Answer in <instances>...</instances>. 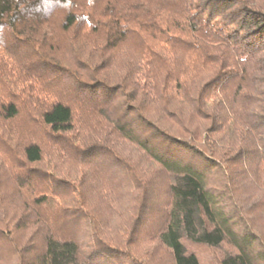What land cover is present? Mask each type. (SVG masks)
Wrapping results in <instances>:
<instances>
[{
    "label": "trees",
    "instance_id": "16d2710c",
    "mask_svg": "<svg viewBox=\"0 0 264 264\" xmlns=\"http://www.w3.org/2000/svg\"><path fill=\"white\" fill-rule=\"evenodd\" d=\"M39 3L0 0V264H142L129 241L162 180L151 238L172 264H264V0ZM70 223L109 248L86 254Z\"/></svg>",
    "mask_w": 264,
    "mask_h": 264
},
{
    "label": "rangeland",
    "instance_id": "374dc122",
    "mask_svg": "<svg viewBox=\"0 0 264 264\" xmlns=\"http://www.w3.org/2000/svg\"><path fill=\"white\" fill-rule=\"evenodd\" d=\"M34 28L35 27H33L32 29V27H30L28 29L33 32L37 29V27L35 29ZM35 35L36 34H34L33 36ZM8 37H9V40L12 39L11 44L7 46L10 52H12V56L19 57L21 53L22 55L34 53L33 51L34 49H32V47L29 44H25L23 43V41H19L12 35H8ZM30 39L31 38H29L28 40ZM29 61L30 59L26 63L24 61H21V62H16V61L10 62L9 61V63L11 64L10 66H12L15 70H19L20 72H24L25 74H27V72L32 71L30 70V68L35 69V65H29L30 64ZM6 90H7L6 86H4V84H0V94H4L5 96H7L8 93L5 94V92H7ZM23 121L25 120L23 119L22 123ZM11 128H12L11 132L14 131L15 133L16 132L20 133V130L23 129L22 125H18L17 123L11 126ZM112 168H113V171H112L113 172L112 175H113L114 172H116V166L112 165ZM152 189L153 191L147 203L148 204L147 207H144L145 208L144 210H140V212L137 213L138 217L136 219L135 230L138 229V231L135 236L132 235V237L130 238L129 242L130 244L132 243V245L129 247L130 255L132 258L142 261V264L143 263L144 264H172L170 254L164 249L158 248L156 244L153 242V238H151V236L155 234L156 232H158L161 226L163 225L164 216H165L164 210L169 200V197L167 195L166 182L163 180L160 183L157 182ZM93 191L94 190L92 188L87 187L86 192L84 193L86 197L88 198L90 207L92 208L91 210L93 211V214H95V217L97 218V222H99L98 224H100V227H102L104 230L107 229L108 227L111 228L113 226L112 223L110 221H107L109 219L108 212L104 206L102 205L98 206L97 204H95L94 202L95 200H93L95 195H93V193H96V192H93ZM129 201H133V197L130 196ZM94 204L98 206L97 207L98 209H95ZM139 204L140 202L137 205ZM129 218L131 219V216H129ZM102 228H98L99 231H96V229L94 228L92 229L91 225H87V229L78 230L77 228H75V226H73L70 223L68 226L63 227V230L65 231L66 234H75L76 238L79 237L80 239L78 242L80 243L83 251L86 254H91L93 250L99 249L101 248V246L108 247V248L110 246L107 244L101 245V242L99 241V239L96 236H94L95 232L96 233L102 232L103 231ZM33 230L34 229H32V232ZM22 231L25 233H22ZM19 232L21 233V235H19L20 237L18 236V240L19 239L23 240L22 234H25L26 236V233H28V229H27V232H26V229L21 230ZM103 237H105V234L101 235V238ZM37 247H38L37 251L38 250L41 251L43 248V240L41 238L38 239ZM146 251H149V252L146 253ZM0 255L3 257L13 256V249L11 245L0 241ZM212 255L213 254H211L209 251L201 250V258H202L203 264H218L215 257H213ZM95 258L97 260V264H118L117 259L114 257H111V255L106 252L101 254L100 257L95 256Z\"/></svg>",
    "mask_w": 264,
    "mask_h": 264
},
{
    "label": "clouds",
    "instance_id": "9594fccd",
    "mask_svg": "<svg viewBox=\"0 0 264 264\" xmlns=\"http://www.w3.org/2000/svg\"><path fill=\"white\" fill-rule=\"evenodd\" d=\"M54 7H55V0H40V3L37 5L35 10L37 12L43 11L44 13H47Z\"/></svg>",
    "mask_w": 264,
    "mask_h": 264
}]
</instances>
